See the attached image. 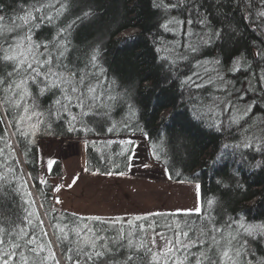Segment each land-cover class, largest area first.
<instances>
[{
	"label": "trees",
	"instance_id": "16d2710c",
	"mask_svg": "<svg viewBox=\"0 0 264 264\" xmlns=\"http://www.w3.org/2000/svg\"><path fill=\"white\" fill-rule=\"evenodd\" d=\"M43 2L55 3V0H0V17L4 18L0 20V30L19 23L17 17L24 15L30 5L39 6ZM67 2L68 11L55 25L44 24L35 30L34 39L50 41L59 27H67L75 21L62 63L77 72V79L79 70L89 74L86 84L97 85L99 106L91 110L87 106L84 108L90 114L72 122L75 131L68 130L67 113L61 112L60 118L48 115L47 123L31 138L34 139L32 144L13 135L23 109L9 112L0 106V118L4 120L0 124V149H4V156L8 157L5 163L4 156H0V173L12 167L14 172L8 174L9 179L13 188H19L18 194L11 189L0 194L3 204L0 229L11 232L10 221H14L17 214L21 217L31 214L29 218L34 226L16 221L15 233L0 236L4 240L0 244V264L4 261L21 264L23 249L12 248L13 243L23 244L16 240L21 227L29 232L25 240L32 237L33 231L37 237L35 244L29 247L43 246L38 257L27 251L25 256L42 264H73V260L68 259L69 256L75 259V253L69 251L73 245L58 239L61 233L54 227H62L65 223H68L67 231L72 241L76 236L71 229L84 224L101 230L99 235L117 238L115 243L110 242L112 254L101 264H171L166 251L155 248L154 232L162 234L168 242L177 231L191 228L190 236L194 237L202 221L205 227H210L205 220L207 216L214 218L215 227L222 229L218 238L229 232L237 237L234 247L241 249L244 262L264 264V16L259 15L264 12L262 0ZM86 12L90 15L77 20ZM204 18H207V26L200 23ZM189 20L193 23L189 24ZM165 24L168 30L163 27ZM27 30L0 31V42L5 38L10 42ZM216 30L222 33L220 39L201 44L195 52L188 47ZM94 50L99 53L97 67L91 65ZM237 58L244 66L232 71ZM216 60L220 63L214 65L212 62ZM206 62L211 63L213 70L202 74L200 66ZM12 67L0 61V76L7 77ZM209 80L212 82L208 83ZM197 84L202 87H196ZM3 87H7V83ZM31 91L39 105L37 111L50 113L55 110L50 106L59 92L39 96L36 86H32ZM4 95L0 88V98ZM236 104L242 109L234 113ZM80 111L76 107L71 109L72 114ZM235 116L243 118L232 123ZM47 124L51 125L50 129ZM128 134L147 138L153 154L163 162L171 180L198 183L199 213L173 211L108 221L98 215L52 207L48 200V195L55 191L51 178L61 174V166L54 160L46 173L41 172L39 138L86 137V169L119 174L129 166L134 141L113 137ZM246 143L250 146L244 147ZM66 192L65 195H73L71 190ZM209 200L214 201L211 208ZM94 217L99 219H92ZM40 221H43L42 227ZM241 223L245 227L258 226L259 230L249 236L240 227ZM120 236L124 239H118ZM129 239L134 245L143 247L129 249ZM148 249L158 254L156 261ZM129 256L137 259L129 262Z\"/></svg>",
	"mask_w": 264,
	"mask_h": 264
},
{
	"label": "snow or ice",
	"instance_id": "6c2138e0",
	"mask_svg": "<svg viewBox=\"0 0 264 264\" xmlns=\"http://www.w3.org/2000/svg\"><path fill=\"white\" fill-rule=\"evenodd\" d=\"M262 3H264V0H262ZM57 4L59 7L56 6ZM68 8L69 3L67 0H55V3L43 2L39 3V6L32 4L24 15L17 17L19 23L0 30L14 32L16 29H28L24 35L14 36L10 42L6 38L3 42H0V61L13 66L12 71L7 73V77L0 76V88L5 94L3 98H0V106H4L9 112L23 109L19 119L16 120V132L13 135H18L22 142L26 141L28 144L34 143V139L31 138H34L41 131L42 124L47 123L46 117L48 115H55L60 118L61 112L67 113L70 125L68 130L75 131L76 129L71 126L72 122L77 121L78 117L82 118L90 114L89 111H84V108L87 106L91 110L92 107L99 106L97 101L100 100V96L96 93L97 85L86 84V81L90 78L89 74L84 70H79V79H77V72L72 71L69 65L62 63L68 52V35L75 21L67 27H59L50 41L38 42L34 39L35 30L41 28L44 24L55 25L56 21L68 11ZM52 9H55V11H51ZM88 15L90 13L86 12L77 20H83ZM259 15L264 16V12H260ZM3 19V17H0V20ZM188 23L191 24L193 21L189 20ZM200 23L207 26V18L202 19ZM163 27L168 30L167 24ZM221 35L220 30H216L211 34L206 33L207 38H201L196 43L188 45V47L195 52L201 44H210L214 39H220ZM41 48L44 51L41 52ZM53 53L58 54L53 56ZM98 55V51L94 50L91 55L92 67H97ZM212 63L216 65L220 61L216 60ZM243 66L240 63V58H237L233 61L232 71H238ZM100 71L102 73L103 69ZM216 78L222 79L219 76ZM211 82V80L208 81V83ZM5 83H7V87H3ZM32 86L38 88L39 96L59 92V96L53 100L50 106L55 109L54 111L44 113L36 110L39 105L36 98L33 97ZM196 87H202V85L197 84ZM108 99L115 100L116 97H108ZM30 100L31 102H29ZM73 107L80 108L81 111L78 114H72L71 109ZM244 115H247V112ZM34 118L35 122H32ZM242 118V116H235L232 118V123H238ZM2 123H4V120L0 118V124ZM47 127L50 129L51 125L47 124ZM8 146L10 147V142H8ZM249 146L248 143L244 144V147ZM0 156H4V149H0ZM4 160L7 163L8 157L4 156ZM18 163L19 161H17ZM51 163L52 161H49V166H51ZM12 172H14V169L8 167L5 172L0 173V194H3L5 189H11L17 194L19 193V188H13V182L9 179L8 174ZM207 203L211 208L214 201L209 200ZM0 211H3L2 201H0ZM196 212L199 213L200 209L197 208ZM29 216L21 217L17 214L16 219L10 221L11 232L0 229V236L3 234L11 236L15 233L16 221L25 226H33V221ZM63 219L61 217V220ZM79 219L83 220L84 218ZM92 219L98 220L99 218L94 217ZM205 220L210 227H205V221H202V225L194 237L190 236L192 231L190 228L189 231H177L174 238L168 241L169 246L166 249V255H168L171 264H247L242 260L243 253L241 249L234 247L237 237L229 232L220 235L218 238V234L222 232V229L215 227L214 218L211 216H207ZM69 223H74V221H69ZM40 226H43V221H40ZM54 227L61 233L58 239L68 241L69 244L73 245L69 251L75 253V259L73 256L68 257L69 260H73V264H101L108 255L112 254L113 249L110 247V242L115 243L117 240V238L99 235L98 233L101 230L93 229L84 224L82 226L75 225L71 229V232L76 236V240L72 241L69 240L68 223H65L62 227L60 225H54ZM177 227L179 228V225ZM240 227L249 236L254 235L259 230L258 226L249 225L245 227L242 223ZM81 233H84L83 236H81ZM28 235L29 232L21 227L20 232L16 233V240L23 241V244L13 243L12 248L23 249L20 253L21 264H42V262L24 255V252L27 251L38 257L39 253L43 251L42 245L29 247L35 244L37 237L33 231L32 237L25 240L24 238ZM44 235H47V233H44ZM118 239L123 240L124 237L120 236ZM3 243L4 240L0 238V244ZM153 244H155V240H153ZM123 246L121 244V247ZM127 247L129 249L136 247L139 250L143 245H134L133 241L129 239ZM197 248H199L198 251H193ZM147 252L152 256L153 261L158 259L157 253L151 252L150 249ZM15 255L16 252L13 251V256ZM135 259H137L135 256L127 257L129 262ZM4 264H7V261H4Z\"/></svg>",
	"mask_w": 264,
	"mask_h": 264
},
{
	"label": "rangeland",
	"instance_id": "374dc122",
	"mask_svg": "<svg viewBox=\"0 0 264 264\" xmlns=\"http://www.w3.org/2000/svg\"><path fill=\"white\" fill-rule=\"evenodd\" d=\"M129 32L123 31L120 35ZM212 67L210 62L201 64V73L211 72ZM233 108L236 113L241 107L237 105ZM113 138L134 141L129 166L119 174L86 169V137L68 135L38 139L41 172L48 171L49 161L57 160L61 166V174L51 180L55 192L65 199L56 206L49 194L48 200L52 207L69 208L79 214L98 215L108 221L132 220L152 213L196 211L200 208L198 183L171 180L163 162L153 154L144 135L128 134ZM66 190L73 191V195H65ZM154 233L155 248L160 252L166 251L168 242L162 234Z\"/></svg>",
	"mask_w": 264,
	"mask_h": 264
},
{
	"label": "bare ground",
	"instance_id": "6f19581e",
	"mask_svg": "<svg viewBox=\"0 0 264 264\" xmlns=\"http://www.w3.org/2000/svg\"><path fill=\"white\" fill-rule=\"evenodd\" d=\"M51 196L58 197V200H55V199L52 200L53 201V204L56 205V206L57 205H60L64 201V198H62V195L58 194L55 191L51 193ZM65 202H66V200H65ZM85 203H88V202H85ZM59 209H65V208L63 207V208H59ZM66 210H69V208H66Z\"/></svg>",
	"mask_w": 264,
	"mask_h": 264
},
{
	"label": "built area",
	"instance_id": "2783aa9c",
	"mask_svg": "<svg viewBox=\"0 0 264 264\" xmlns=\"http://www.w3.org/2000/svg\"><path fill=\"white\" fill-rule=\"evenodd\" d=\"M50 199H55V200H58V197H53V196H50Z\"/></svg>",
	"mask_w": 264,
	"mask_h": 264
}]
</instances>
